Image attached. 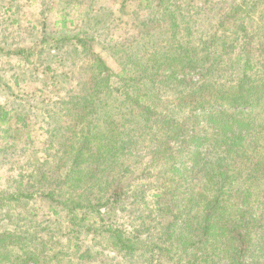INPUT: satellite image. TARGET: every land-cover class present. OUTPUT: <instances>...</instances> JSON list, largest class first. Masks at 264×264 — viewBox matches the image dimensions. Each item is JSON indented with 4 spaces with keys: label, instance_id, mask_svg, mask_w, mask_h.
<instances>
[{
    "label": "trees",
    "instance_id": "obj_1",
    "mask_svg": "<svg viewBox=\"0 0 264 264\" xmlns=\"http://www.w3.org/2000/svg\"><path fill=\"white\" fill-rule=\"evenodd\" d=\"M133 1L138 3L137 7L140 10H153L147 17L141 16V19L138 17L139 14H136L140 28L138 33L146 42L150 33L159 30V23L164 20L166 22L169 16L173 19V25L171 24L169 30L176 38L179 34L177 22L181 18L185 19L192 14L190 21L195 22L205 12L206 14L212 12L215 6L226 0ZM167 2L171 9L163 8ZM261 2L264 0H242L239 3L237 1L223 16L214 13L211 23L218 19V28L229 25L237 34L231 42L225 35L218 36L216 32L213 35L207 34L208 38L201 39L197 45L193 41L191 43L187 40L180 41L176 47L173 44L166 49L174 48L176 54L168 56L165 62L153 64L142 70L136 69H141L137 63L134 64L136 68L131 67L133 64H125L120 73L112 71L103 58L96 57L97 59L91 60L82 81L77 84L76 91L69 93L67 99H61L59 102L62 104L61 108L59 107L57 112L50 116L51 120L54 119L55 126L48 130L49 142L45 149V160L28 163L30 173L12 180L18 184V190L7 193V196L0 200L1 206L5 204L19 206L23 204V201L28 202L32 199L35 201L36 197L49 198L54 203V206L48 210L50 213L48 215L54 214L59 219L65 220L66 225L58 229L60 235L69 242V249L66 252L62 249L57 251L58 240L55 242L53 240L50 244H42L53 245L52 248H45L43 251L51 252L59 258L73 254L79 258L76 264H93L94 262L105 264L99 261L101 252L92 250L95 246L102 245L114 247L118 253H125V257L132 256L139 250L144 251L141 255L145 256L144 260L147 264H264V259L260 256L257 257L260 260L246 256L253 229L257 244L261 246L259 248H264V227L260 230L255 226L258 219L257 212L264 209V206L255 208L254 206L261 201L258 199L255 202L253 200L256 197H249L259 194L264 202V167L261 160L257 161L256 158L252 163L241 160L246 158L243 143H247L246 140H248L247 135L242 132V126L254 125L261 118L260 115L264 116V25L261 26L262 33L257 30V24L264 19V16L261 14L260 18H253L250 15L258 9ZM167 10H170L172 14H166ZM65 21H63V27H65ZM255 38L260 39L257 43L259 45L254 44ZM88 40V36L79 40L85 52L89 50ZM139 40L141 39H134L129 46L139 45ZM239 42L242 43L241 46ZM140 47L137 54L129 57L130 63L143 60L147 56L146 60L158 57L164 55L166 51L160 50L159 46L155 45ZM239 48V53H236V49ZM227 53L236 57L232 56L230 62H225L223 56ZM243 53H246L245 57H242ZM256 57L257 59L254 60ZM47 69L52 71L49 67ZM170 69H173L175 73H169ZM190 70L200 75L199 81L187 83L180 78L179 73ZM251 73L256 76L252 77ZM239 75L241 78L237 81ZM157 77H163V79L157 80ZM167 78H170L171 84L178 81L188 90L180 96L183 100L181 105H188L190 109L199 110L201 115L215 118L212 134L202 137V141L205 142L203 145L207 147L204 152L197 150L191 152L188 148L186 153H182V157L193 160L194 173L187 175L192 180L188 182L190 189L183 194L181 191L185 184L180 183L174 184V188L169 189L168 180H166L161 185L160 191L153 195L152 213L147 214V219L144 216L137 218L138 221L142 218L147 222L143 221L144 228H141L140 221L142 232L140 228L136 229L135 235H131L133 239L118 229L101 230L100 222L104 219L101 218L104 210L114 213L120 208H134L137 201L141 199L142 202L140 200L135 209L142 212L140 205H144L145 201L142 198L144 188L139 181L135 182L129 177L133 174V171L129 172V158L139 156L137 158L139 160L132 163L141 164V160L144 159L141 157L144 154L141 155V153L150 144H155L157 148L155 152H152V158L160 155L165 167L168 152L161 151L162 148L165 145L168 146L171 141L187 136L185 124L195 116H187L186 119L178 122L174 119L173 112L172 114H156V121L150 120L155 113L152 112V106L147 104L149 101L146 97L153 96L148 91L155 90L157 84L164 82ZM235 81L237 84L231 85ZM192 84L194 87L191 88ZM227 85L228 88H226ZM110 100L121 102V106L131 102H135L136 105L124 112L116 107L115 110H118L115 111L109 108ZM245 108H250V111L244 112ZM261 108L262 112L253 113ZM134 114L137 116L135 117ZM117 116L120 117L121 122L116 121ZM13 119L15 120L12 125L15 129L9 126ZM143 120L144 122L140 124ZM27 121L26 115L14 118L13 110L4 106L0 107V130L7 137L11 138V134L17 136L21 127L28 126ZM100 123L104 124L101 126ZM150 123L160 125L162 133L160 136L159 132L152 133L154 128L150 126ZM234 126H239L238 130H232ZM227 127L231 131L227 132V136L223 138L219 129L223 130ZM134 131L138 132L137 137H134ZM151 134L153 137L150 138ZM261 134L262 132L250 134L253 141L249 140L246 147L251 144L250 149L253 150L251 154L260 152ZM192 140L197 143L195 138L192 137ZM262 140L264 141V138ZM183 148L185 146L181 147ZM215 152L217 154L211 158L210 155ZM203 159L205 161L200 165ZM172 170L176 174H181V169L176 165L172 167ZM57 172L60 173L58 177H56ZM200 172L203 175L201 179H205L206 182L205 188H202L201 193L198 194L196 191L199 190V184L195 178ZM140 176L141 174L136 178ZM243 176L246 177L243 182L246 183L245 185L238 182V179ZM159 179H157L158 183L161 182ZM81 181H85L91 190V195H88L89 200L81 194L76 196L67 194L69 191L72 192L71 182L77 184ZM150 185L154 186V184ZM63 186H66L64 190H62ZM175 192L178 195L183 194V197L175 198ZM62 193L67 194V197L62 196ZM188 194L195 195L189 198ZM210 195L212 196L209 197ZM169 196L172 199H169ZM92 210L100 215L99 221L89 222ZM22 221L29 223L27 217H23ZM151 227L156 229L152 245L134 240L141 239L143 231L148 228L150 230ZM84 231L94 235L91 239L94 245L82 251L76 243H79L77 241L80 240V235ZM17 232L16 229L0 232V262L3 254L9 251L16 256L11 261L12 264H41L38 257L36 258L38 252L35 250L29 251L24 257L25 260L23 259V253L19 252L21 243L18 241L20 238ZM102 233L105 235L102 236ZM71 243H73L72 248ZM55 255H53L54 258ZM57 261L61 263L64 260L57 259ZM68 263L75 264L71 260H68Z\"/></svg>",
    "mask_w": 264,
    "mask_h": 264
},
{
    "label": "rangeland",
    "instance_id": "obj_2",
    "mask_svg": "<svg viewBox=\"0 0 264 264\" xmlns=\"http://www.w3.org/2000/svg\"><path fill=\"white\" fill-rule=\"evenodd\" d=\"M237 1L239 3L242 0H226L225 2H220L221 4L215 6V10L208 14L205 12L195 22L190 21L192 14L185 19L181 18L177 22L179 25V34L176 38L172 36L169 30V27L173 25V19H170L169 16L166 18V22L164 20L159 23L160 29L151 32L149 39L145 42L138 33L140 30L138 17L140 19L141 16L147 17L148 13L153 12V10H140L137 7L138 3L133 0H0V107L4 106L9 110H13L14 118L20 115H26L28 118V126L26 128L21 127L20 133L17 136H15L16 134H11V138L7 137L0 130V200L2 197H6L7 193L16 192V189L18 190V184L12 182V180L18 179L20 175L26 176L28 172L30 173L31 169H29L28 163L45 160V149L49 142L48 130L55 126V121H53L54 119L51 120L50 116H53L59 107L61 108L62 104L59 103L61 99H67L69 93L76 91L77 84L82 81L83 75L92 59H97L96 57L103 58L104 62L112 71L120 73L121 68L125 64H133L131 67L136 68L134 64L137 63L141 69H136L142 70V68L145 69V67L153 66V64L165 62L166 58H169L168 56L176 54L174 48L166 49L173 44L176 47V44L180 41L187 40L189 43L193 41L197 45L201 39L206 40L208 38L207 34L213 35L216 32L218 36L223 37L225 35L226 39L231 42L237 35L230 28L231 26L223 25L218 28L219 20L217 19L214 23H211V18L214 16V13L218 16H223L231 5L237 3ZM213 3L216 4V2ZM164 7L171 9L168 2L164 4ZM262 11H264V2H261L258 9L251 12L250 15L253 18H260L261 14L264 16ZM169 13L172 14L170 10H167L166 14ZM136 14H139V16L136 17ZM64 20H66L65 27H63ZM263 25L264 19L257 24L259 33H262L263 28L261 26ZM240 34L242 35V33ZM86 36L89 37L87 47L90 50H87V52L79 44L80 38L84 39ZM138 38L141 39L139 40V45L136 44L137 46L135 47L129 46L134 39ZM258 38L254 39V44L260 42L261 38ZM218 43L220 44L221 41ZM242 43L240 44L239 42V46ZM152 45L159 46L160 50H166L164 51L165 54L146 60L148 58L147 56L143 60L130 63L129 57L137 54L141 49L140 46ZM238 51H240V48L236 49V53H239ZM243 54L242 57H245L246 53ZM200 55L203 56L201 52ZM232 56L236 57L233 54L227 53L223 56V59L225 62H230ZM48 67L52 71H48ZM168 72L171 73L174 70L170 69ZM179 76L182 80L189 83L190 81H199L200 75L190 70L186 73H179ZM251 76L254 77L256 74L251 73ZM240 78L241 76L239 75L236 80L238 81ZM114 79L117 81L116 77ZM156 79H163V77H157ZM169 79L167 78L164 82L158 83L155 90H153L154 92L151 90L148 91L153 96L146 97L149 101L147 104L152 106V112L155 113L151 116L150 120L151 122L156 121V114H172L173 112L174 119L178 122L186 119L187 116H195L190 122L188 121L185 124L187 136L186 138L183 136L180 140L171 141L168 146L165 145L162 148L161 151L168 152L166 162L164 161L165 167L162 164L163 160L160 159V155L157 158H152V152H155L154 150L157 148L155 144H150L141 153V155L144 154L141 156L144 158L141 160V164L132 163L138 161L139 159L137 158L139 156L129 158V172L133 171V174L129 175V177L133 178L135 182L139 181L144 188V192L142 193L144 196H141L145 201L143 203L144 205H140L142 212L135 209V207H138L137 204L141 200L140 198L134 208H120L119 210H115L114 213L113 211L105 212L104 210L102 211L103 217H101L104 219L100 222L101 230L111 229L114 231L113 229H118L133 239L131 235L134 236L136 229L140 228V221L142 223L141 228H144L143 221L147 222V220L142 218L138 221L137 218L144 216L147 219V214L152 213L154 207L153 195L160 191L161 185L166 180H168L167 185L169 189L171 187L174 188L173 185L178 183L185 184V187L181 191L183 194L190 189L188 182L192 180L187 175L194 171L193 160L182 157V153H186L188 148H190L191 152L196 150L204 152L207 147L203 145L205 142L202 141V137H208L212 134L215 118L201 115L199 110L190 109L188 105H181L183 100L180 96L187 93L188 90L178 81L172 82L171 84ZM237 81L231 83V85H236ZM192 87H194V84L191 85ZM226 88H228V85ZM169 90L171 91L169 92ZM121 104L119 101L110 100L111 106L109 108L115 110L117 107L119 111L124 112L136 105L135 102H131L125 106H121ZM249 109L245 108L243 111L247 113L250 111ZM259 112H262V108L257 109L253 113L257 114ZM134 115L135 117L137 116V114ZM260 117L254 125L248 127L239 125L243 127L242 132L247 135V143L249 140L253 141L252 134L262 132L260 142L258 141L261 146V149H259L260 152L251 154L253 151L250 149L251 144L246 147L247 143L244 142V156L246 158L241 160L252 163L256 158L257 161L261 160L262 166L264 167V156L262 155L264 154V141L262 140L264 138V116L260 115ZM14 120L11 121L9 126L13 127L12 123ZM116 121L121 122L119 116L116 117ZM143 122L144 120L140 124ZM94 123L96 124L97 122ZM103 124L100 123L99 125L102 126ZM150 126L154 128L153 134L156 132H159V136L162 134L159 124L156 126L155 123H150ZM239 126L232 127V130H238ZM13 129L15 128L13 127ZM219 130H221V137L223 138L227 136V132L231 131L228 127ZM153 134L150 135V138L153 137ZM133 135L137 137L138 132L134 131ZM192 137L195 138L197 143L193 142ZM184 146L185 148L181 149ZM216 154L215 152L210 157L213 158ZM205 159L201 160L200 165L203 164ZM175 165L181 169V174H176L172 170V167ZM140 174L141 176L137 179L136 176ZM244 174L246 173L244 172ZM59 175L60 173L57 172L56 177ZM245 176L239 178V181H237L245 185L246 183H243L246 178ZM202 177L203 175L200 172L198 177L195 178L199 184V190L196 191L198 194L201 193L202 188H205L206 180L201 179ZM158 178L161 179L160 183L157 181ZM149 183L154 184V186H151ZM71 184L72 192H68L67 190L68 195L70 193L73 196L81 194L85 199L86 197L88 198V195H91V190H89L85 181L77 182V184L71 182ZM67 186L70 187L71 185ZM65 188L66 186H63L62 190ZM62 194V196L67 197V194ZM183 194L178 195L175 192L174 197H183ZM193 195L195 194H188V197L191 198ZM249 197H256L253 200L255 202L258 199L261 201L257 206H254L255 208L260 207V205L264 206V202L260 198L261 195L256 194ZM169 199H172L171 196H169ZM53 206L54 203L49 198L40 197H36L35 201L34 199L28 202L23 201V204L19 206L16 204H5L0 207V232L6 229H16L18 231L17 234L20 238L18 241L21 243L19 252L23 253L24 260V257H26L29 251L35 250L38 252L36 258L38 257L37 259L41 264H69L68 260L76 264L79 258L73 254L74 257L69 255L59 258L51 252L47 253L43 251L45 248H52L53 245L42 244H50L53 240L54 242L58 240L56 246L57 251H61L62 249V251L66 252L69 249V242L63 235H60L58 229L62 225H66L65 220L62 218L59 219L54 214L48 215L50 214L48 210ZM91 213L89 218L91 221L89 222L100 220V215L95 210H92ZM257 216L258 219L255 222V226L261 230L264 227L263 208L257 212ZM23 217H27L29 223L22 221ZM141 228L140 231L142 232ZM253 230L248 242L249 251H247L246 256L252 259L260 256L264 259V248H259L261 246H258ZM155 232L156 229L154 227H151L150 230L148 228V230L143 231V234H141V239L134 240L143 242L146 245H152ZM104 235L105 233H102V236ZM93 236L91 232L86 233L84 231L80 235V240L77 241L79 243H76L80 246L79 249L81 248L83 251L86 247L92 244L94 245V242L91 243ZM72 244L70 245L71 248L73 247ZM36 248L38 249L36 250ZM92 250L101 252L102 255L99 257V261L101 260L105 264H147V261L145 262L144 260L145 256L141 255L144 254V251L139 250L132 256L127 255L125 257V253H118L112 246H95ZM46 253L52 256H48ZM53 255H55V258ZM15 257V254L6 251L1 257L2 261L0 264H12L11 261ZM57 259L64 261L59 263ZM97 263L94 262L93 264Z\"/></svg>",
    "mask_w": 264,
    "mask_h": 264
}]
</instances>
